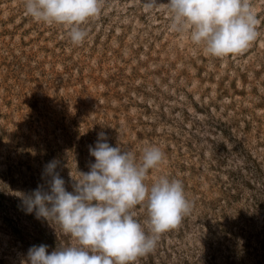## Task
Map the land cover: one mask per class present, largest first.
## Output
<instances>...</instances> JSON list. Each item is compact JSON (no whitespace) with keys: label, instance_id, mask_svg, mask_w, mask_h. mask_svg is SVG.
Segmentation results:
<instances>
[{"label":"rangeland","instance_id":"rangeland-1","mask_svg":"<svg viewBox=\"0 0 264 264\" xmlns=\"http://www.w3.org/2000/svg\"><path fill=\"white\" fill-rule=\"evenodd\" d=\"M167 2L101 0L75 45L24 0H0V264H25L33 245L75 243L19 195L48 190L53 159L72 191L100 132L138 162L159 146L165 160L145 182L179 179L192 202L136 264H264V0H250L257 39L225 57L173 31ZM134 211L147 232L146 209Z\"/></svg>","mask_w":264,"mask_h":264},{"label":"clouds","instance_id":"clouds-1","mask_svg":"<svg viewBox=\"0 0 264 264\" xmlns=\"http://www.w3.org/2000/svg\"><path fill=\"white\" fill-rule=\"evenodd\" d=\"M145 8L158 0H144ZM173 14L171 29L188 33L215 57L239 55L258 37V17L250 0H168ZM25 13L35 21L61 25L73 44L81 45L88 32L82 27L100 16L101 0H24ZM95 162L87 172L77 169L72 191L56 171L58 161H49L44 174L51 179L48 190L38 186L30 194L20 193L26 213L52 220L75 243L48 252V246L33 245L25 264H136L152 252L160 236L178 227L190 214L192 202L182 181L160 176L151 185L146 177L165 160L159 146L143 149L139 162L135 154L110 146L106 133H98L89 147ZM143 206L145 226L134 209Z\"/></svg>","mask_w":264,"mask_h":264}]
</instances>
